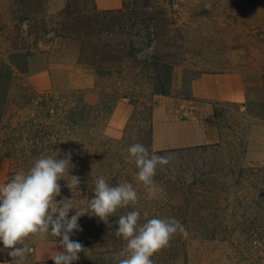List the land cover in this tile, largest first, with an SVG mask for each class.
Segmentation results:
<instances>
[{
	"label": "trees",
	"instance_id": "16d2710c",
	"mask_svg": "<svg viewBox=\"0 0 264 264\" xmlns=\"http://www.w3.org/2000/svg\"><path fill=\"white\" fill-rule=\"evenodd\" d=\"M237 1L242 8L234 15L257 7L263 0ZM48 6L49 0H0V157L12 160L19 171H27L40 156L59 152L58 158H64L70 153L74 165L70 174L81 181L73 200L78 208H86L98 177L87 167L90 149L86 140L99 128L104 105L89 106L75 91H38L27 81L32 59L47 54L46 48L57 39L67 38L80 44L79 62L93 67L100 79L114 76L120 80L126 75L136 86L147 83L153 96H167L176 64L171 50H180L183 44L175 38L179 32L175 18L160 0H123L121 9L109 11H99L94 0H67L56 15L49 13ZM257 33L264 44V25ZM126 60L137 66L130 74L124 70ZM118 95L121 101L128 99L126 94ZM242 105L249 117L264 122V103ZM152 110L148 117L151 139ZM155 153L169 156L170 163L157 169V197L147 203L139 200L135 210L148 211L150 218H175L187 229V237L204 240L227 241L238 232L258 227L255 224L264 212V166L243 162L244 140L224 139L217 144ZM107 179L112 186L119 184L114 177ZM59 183V198H71L66 182ZM131 210L121 209L117 216ZM73 214L70 211L69 217ZM117 216L109 217L112 227L87 214L78 220L82 230L70 239L84 243V247H99L93 255L88 251L87 264H95L91 263L95 256L101 264H112V257L124 246L115 236ZM187 237L175 236L169 247L154 255L155 264H188Z\"/></svg>",
	"mask_w": 264,
	"mask_h": 264
},
{
	"label": "rangeland",
	"instance_id": "374dc122",
	"mask_svg": "<svg viewBox=\"0 0 264 264\" xmlns=\"http://www.w3.org/2000/svg\"><path fill=\"white\" fill-rule=\"evenodd\" d=\"M66 2L64 0V7ZM160 2L169 16L175 18V25L179 28L175 38L179 37L180 44H183L180 50H171L176 64L169 95L153 96L147 83L136 86L126 75L120 80L114 76L100 79L93 67L79 62L80 44L67 38L57 39L56 44L46 48L47 54L35 56L27 75V81L40 92L75 91L89 106L104 105L99 128L93 130L86 140L90 149L87 167L98 177H114L118 183H133L140 202L144 203L149 200L143 185L135 180L137 169L125 159L128 155L125 150L134 143H141L149 151L156 152L168 150L176 144L192 147L217 144L224 139L234 142L240 138L246 146L243 162L247 166H264V122L249 117L247 107L242 105L264 103V44L257 36V28L264 25V0L257 7L236 15L233 12L242 8L237 0ZM54 7L59 8L57 3ZM48 10L51 15H56L62 9ZM135 68L132 60L125 61L126 72L130 74ZM234 73L240 74L248 84L246 101L208 98L210 95L224 96L227 86L237 85L234 80L214 79V76ZM194 84L197 85L194 87ZM194 89L201 97L195 96ZM114 93L126 94L128 99L121 101V97ZM151 108L154 120L152 139L148 128ZM216 108L219 114H216ZM167 130L172 131L171 137ZM184 134L187 138L182 137ZM156 141L167 142V145L158 148ZM18 171L16 163L0 157V183ZM255 225L258 227L238 232L227 241L187 237L188 264H264V212ZM27 242L34 249L42 241L29 238ZM84 248L88 249L87 252H81L74 264H87L88 251L92 255L99 251L94 245ZM95 257L91 263L101 264L97 261L99 257ZM33 261L32 250L25 264H34Z\"/></svg>",
	"mask_w": 264,
	"mask_h": 264
},
{
	"label": "clouds",
	"instance_id": "9594fccd",
	"mask_svg": "<svg viewBox=\"0 0 264 264\" xmlns=\"http://www.w3.org/2000/svg\"><path fill=\"white\" fill-rule=\"evenodd\" d=\"M125 151L126 162L137 169L135 180L143 185L146 199H155L159 191L154 179L157 169L167 166L170 157L150 153L141 143H134ZM59 155L58 152L56 156H40L27 171H18L0 183V243L2 250H10L11 261L7 264H25L32 251L29 238L46 241L50 237L56 248L48 259L54 264H74L80 253L88 250L70 239L82 230L78 224L80 217L95 216L112 227L109 217L130 207L133 210L117 216L115 236L123 240L124 246L112 257V264H155L154 255L169 247L175 236L187 237V229L179 220L150 218L148 211L135 210L140 196L128 181L112 186L104 176L95 178L92 198L86 208H78L73 193L80 188V178L70 174L74 167L71 154L64 158H58ZM61 180L71 191V198L57 200L61 196ZM70 211L74 214L69 217Z\"/></svg>",
	"mask_w": 264,
	"mask_h": 264
},
{
	"label": "crops",
	"instance_id": "0c3cea01",
	"mask_svg": "<svg viewBox=\"0 0 264 264\" xmlns=\"http://www.w3.org/2000/svg\"><path fill=\"white\" fill-rule=\"evenodd\" d=\"M57 3L59 8L56 9L54 7V4ZM95 6L99 11H109V10H118L121 9L123 0H94ZM64 7V0H49V8L52 11H58L63 9ZM43 68V66H40ZM41 69V68H40ZM221 77V78H220ZM214 79H225L227 80H234L236 81L237 85H231L230 87L227 86V91L224 93V96L220 97H213L209 96L208 98H218V99H227L230 101L234 102H244L247 100L249 97L247 95L248 93V84L244 83V80L242 76L238 73L234 74H228V75H223V76H214ZM199 83V82H198ZM197 84H194V87ZM230 88V90H228ZM195 91V96L196 97H201L198 95V90L194 89ZM168 129V127H167ZM168 133L170 134L169 137H171V130H167ZM183 138H187V135H183ZM158 143V148H164L165 145H167V142L164 141H156V144ZM189 147L187 144H176L172 145L171 148L169 149H178V148H185ZM56 248V242L55 241H42L40 242L33 250V256L36 262L39 263H47L51 262L54 263L52 259H48L49 255L55 250ZM3 245L0 244V264H7L8 262V250H2Z\"/></svg>",
	"mask_w": 264,
	"mask_h": 264
}]
</instances>
